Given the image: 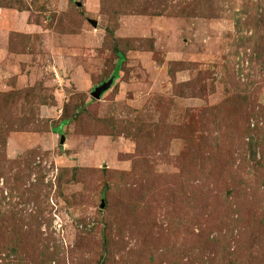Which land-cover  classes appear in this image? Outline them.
Segmentation results:
<instances>
[{
  "label": "rangeland",
  "instance_id": "374dc122",
  "mask_svg": "<svg viewBox=\"0 0 264 264\" xmlns=\"http://www.w3.org/2000/svg\"><path fill=\"white\" fill-rule=\"evenodd\" d=\"M0 264H264V0H0Z\"/></svg>",
  "mask_w": 264,
  "mask_h": 264
},
{
  "label": "water",
  "instance_id": "95a60500",
  "mask_svg": "<svg viewBox=\"0 0 264 264\" xmlns=\"http://www.w3.org/2000/svg\"><path fill=\"white\" fill-rule=\"evenodd\" d=\"M93 25H95V22H93ZM113 82V78L110 77L107 81L103 82L102 84L96 86L93 90V92L91 93V96L95 99H98L100 97V95L105 92L106 90L109 89V87L111 86ZM104 207V202L101 201L100 204V208Z\"/></svg>",
  "mask_w": 264,
  "mask_h": 264
},
{
  "label": "trees",
  "instance_id": "16d2710c",
  "mask_svg": "<svg viewBox=\"0 0 264 264\" xmlns=\"http://www.w3.org/2000/svg\"><path fill=\"white\" fill-rule=\"evenodd\" d=\"M121 60H122V55L118 54V61H117L116 66H115V70L111 76L113 79H115L117 77L118 65H119Z\"/></svg>",
  "mask_w": 264,
  "mask_h": 264
}]
</instances>
